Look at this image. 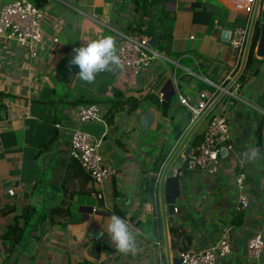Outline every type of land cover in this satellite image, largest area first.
<instances>
[{
  "label": "crops",
  "instance_id": "obj_1",
  "mask_svg": "<svg viewBox=\"0 0 264 264\" xmlns=\"http://www.w3.org/2000/svg\"><path fill=\"white\" fill-rule=\"evenodd\" d=\"M11 1L0 0V8ZM116 1L49 0L42 7L43 26L47 35L58 37L54 58L42 55L31 59L20 46H5L0 41V264H167L165 232L171 258L179 256L182 246L170 245L171 226L185 227L188 238L184 244L189 249H202L219 238L222 225L239 216L242 222L237 224L243 227L244 236L217 264H252L247 239L264 217V124L259 128L264 123V66L235 96L219 97L217 86L225 81L235 63L230 32L226 36L223 33L227 26L243 23L245 13L230 8L228 0H162L148 11L146 19L148 28L154 24L157 35L167 31L169 39L162 54L168 59L158 58L152 68L139 74L129 69L116 70L111 77L100 73L95 83L87 84L79 79V67L74 74L75 67L70 64L73 49L108 35L106 29L111 28ZM260 3L264 4V0ZM199 12L207 14L203 16L206 19H213L212 23L194 21ZM112 36L118 46L119 32ZM258 37L256 24L244 69L249 68L252 57H264L255 53ZM175 81L179 91L192 100L204 92L211 97L214 94L213 102L219 98L209 115L223 112L228 116L231 148L221 153L216 172L189 171L184 175L188 193L178 203V212L167 216L166 227L158 228L162 239L154 241L148 236L154 212L146 197L148 172L159 146L157 133L169 129L171 114L182 105L177 96L168 116L145 100L135 115L120 111L112 123L105 119V124H80L72 106L61 98H108L113 97L114 89L120 90L123 98L146 93L159 96L163 90H175ZM100 104L105 111L109 107L108 103ZM147 109L153 110L154 118L145 127L141 118ZM209 115L195 131L207 125ZM56 123L64 124L68 130ZM77 127L98 135L106 132L102 154L116 173L99 187L83 169V174L70 175L72 178L64 183L67 173L72 172L68 169L69 132ZM253 147L260 150L258 159L242 164V153ZM239 168H244L247 184L255 188L258 202L235 217ZM10 189L14 194L9 193ZM64 189L75 192L72 201L81 220L67 225L60 222V216L57 222L42 221L36 231H30L19 243H12L8 232L11 226L13 232L23 229V208L35 206V217L46 215L51 206L61 201ZM119 211L125 216H120ZM113 214L124 218L133 232L140 233L135 252H117L107 233ZM258 264H264V253Z\"/></svg>",
  "mask_w": 264,
  "mask_h": 264
},
{
  "label": "built area",
  "instance_id": "obj_2",
  "mask_svg": "<svg viewBox=\"0 0 264 264\" xmlns=\"http://www.w3.org/2000/svg\"><path fill=\"white\" fill-rule=\"evenodd\" d=\"M228 6L242 11L246 15L243 23L231 26L229 41L234 49L235 63L232 70L226 75L225 81L218 86V92L227 96H235L239 89L236 73L244 59L251 19L256 7V0H228ZM45 13L31 0H13L0 8V41L5 46L13 43L20 46L23 52L31 59L47 55L54 58L56 55L57 36H49L44 30L43 19ZM118 33V32H117ZM121 40L118 44V54L124 64L123 69H129L134 74L152 68L158 58L168 59L162 52L148 43L149 36L138 37L119 32ZM114 72V71H113ZM113 72H104L111 77ZM154 80V79H153ZM152 80V85L155 81ZM177 99L192 112L191 123H194L213 102L214 94L201 93L202 97L192 100L179 91L177 82L174 83ZM232 88V89H231ZM162 97L163 93L160 92ZM72 113L80 124H89L101 121L105 110L98 102L79 103L71 107ZM57 127L68 130L64 124L56 123ZM70 134L69 155L78 161L84 172L97 186L116 173L102 154V144L106 132L95 134L85 128H72ZM231 137L228 116L225 113H214L209 116L207 125L198 130L193 147L183 162L173 171L174 175H185L189 171L214 173L218 170L221 161V149L231 148ZM264 140V136H263ZM237 199L234 205V216L246 212L252 203L258 202L255 188L247 184L244 168H239L236 174ZM14 194V190H9ZM151 210V206L148 207ZM243 227L231 221L220 228L219 238L202 249H187L180 251L179 257L183 264H217L233 250L234 243L243 238ZM247 249L252 264H258L264 253V217L257 229L247 239ZM76 264H96L95 262H77Z\"/></svg>",
  "mask_w": 264,
  "mask_h": 264
},
{
  "label": "trees",
  "instance_id": "obj_3",
  "mask_svg": "<svg viewBox=\"0 0 264 264\" xmlns=\"http://www.w3.org/2000/svg\"><path fill=\"white\" fill-rule=\"evenodd\" d=\"M33 1L38 7H44L49 0H31ZM162 0H117L114 3V8L112 11L111 19H110V27L106 29V33L112 35H116L117 32H122L128 35H135L138 37L143 36H152L156 34V28L154 24L150 25V28L147 27L148 20L146 17L148 16V11L153 8V6L157 5ZM205 13V12H204ZM207 14H203V12H199L194 15V21H204L208 23H212L213 19H206L203 16ZM213 18V17H212ZM246 19V17L244 18ZM169 39L167 36V31H163L162 34L158 35V40L156 47L157 49L162 52L165 50L166 42ZM264 66V57L257 58L252 57L250 60L249 68H245L243 72L237 78V82L239 84V89H241L246 81L259 73V71ZM73 68L74 74L78 71L76 68L78 66L74 65ZM238 89V90H239ZM163 96L160 98L154 93H146L142 96H134L129 95L123 98V93L118 90L114 89L113 97L108 98H89V97H64L61 100L69 106H75L79 103H87V102H98V103H108L109 107L106 109L103 117L109 122L112 123L114 120L115 115L123 111L125 114L132 116L136 114L138 108L144 106V101L148 100L151 102L153 107L162 111L164 116H168V111L172 105V101L176 97V91L172 88L170 91L163 90ZM224 99L221 98V101ZM1 107V103H0ZM172 117V114L171 116ZM263 121L260 123L259 128H262ZM261 131H257L258 139L261 140ZM258 140V141H259ZM69 171L72 172L67 173L66 179L64 183L67 182L70 178L75 175L83 174V170L81 165L78 161L70 158L69 164ZM72 177H71V176ZM75 192L68 191L64 189L63 198L59 203L49 208V211L46 215L35 217L34 214L36 212L35 206L26 205L22 210V215H24L25 219L23 221V229L21 231H15L14 227L11 226L9 229V235L11 236L12 243H19L21 242L27 235H29L30 231H36L38 227V223L40 224L42 221H50V222H57V217L60 216V222L64 225L69 223L79 222L81 220V214L78 210L75 209L74 203L72 199L74 198ZM81 211V210H80ZM119 215L124 217L125 212L119 211ZM45 216V217H44ZM39 221V222H38ZM235 223L240 224L242 222L241 216L237 217L233 220ZM171 233V242L170 245L172 248H176L179 244H181V251L189 249L188 245L184 244V239L187 235V231L183 226H171L170 227ZM41 235V234H40ZM40 235L36 237L39 238ZM183 243V244H182ZM180 248V247H179Z\"/></svg>",
  "mask_w": 264,
  "mask_h": 264
},
{
  "label": "water",
  "instance_id": "obj_4",
  "mask_svg": "<svg viewBox=\"0 0 264 264\" xmlns=\"http://www.w3.org/2000/svg\"><path fill=\"white\" fill-rule=\"evenodd\" d=\"M260 2L261 0H257L256 2L244 59L238 76L244 70L256 24L259 25V37L255 53L258 57L264 56V4L261 5ZM230 30L231 26H227V31L225 30L223 35H228ZM256 35L258 34L256 33ZM157 39L158 35L155 34L149 38L148 43L151 46L156 45ZM223 95L224 93L221 92L219 97H222ZM218 99L219 98L215 99L206 112L194 123H191L192 112L186 106L179 105L172 114V123H169V129L163 128L159 130L156 135V139H158L157 142L159 141V146L155 150V156L152 159L148 172V188L146 193V197L154 208L152 229L148 232V236L154 241L162 239V234H157L158 228L162 229V227H166L167 216H173L178 212V203L180 201L182 202L188 193V188L184 185L185 176L174 175L173 171L183 162L184 156L190 153L193 147V142L198 135V131H195L196 128L209 114ZM173 102L176 103V99L173 100ZM153 118V110L147 109L141 118L143 126H149ZM224 150L225 148H222L221 152L223 153ZM186 238H188V236ZM164 239L168 248L167 264H183L182 259L179 256L173 258L170 256L167 231L164 234ZM159 261L160 259H158V262ZM162 262H165L164 258Z\"/></svg>",
  "mask_w": 264,
  "mask_h": 264
},
{
  "label": "clouds",
  "instance_id": "obj_5",
  "mask_svg": "<svg viewBox=\"0 0 264 264\" xmlns=\"http://www.w3.org/2000/svg\"><path fill=\"white\" fill-rule=\"evenodd\" d=\"M73 52L74 56L70 64L79 67V79L87 84L95 83L100 73L123 70L124 68L122 59L118 54L116 39L110 34L85 41L80 47L74 48ZM259 155L260 150L258 148H250L242 153L241 163L255 162ZM107 233L117 252L123 254L135 252L140 233L133 232L124 218L115 214L111 215Z\"/></svg>",
  "mask_w": 264,
  "mask_h": 264
},
{
  "label": "rangeland",
  "instance_id": "obj_6",
  "mask_svg": "<svg viewBox=\"0 0 264 264\" xmlns=\"http://www.w3.org/2000/svg\"><path fill=\"white\" fill-rule=\"evenodd\" d=\"M58 89H61L62 88V85L60 83H58Z\"/></svg>",
  "mask_w": 264,
  "mask_h": 264
}]
</instances>
